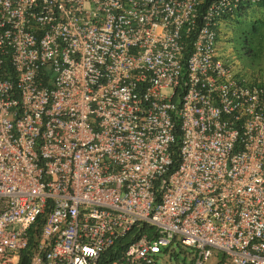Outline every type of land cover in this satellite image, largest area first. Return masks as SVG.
<instances>
[{
	"label": "built area",
	"instance_id": "1",
	"mask_svg": "<svg viewBox=\"0 0 264 264\" xmlns=\"http://www.w3.org/2000/svg\"><path fill=\"white\" fill-rule=\"evenodd\" d=\"M243 7L0 0V264H264V79L218 46Z\"/></svg>",
	"mask_w": 264,
	"mask_h": 264
},
{
	"label": "rangeland",
	"instance_id": "2",
	"mask_svg": "<svg viewBox=\"0 0 264 264\" xmlns=\"http://www.w3.org/2000/svg\"><path fill=\"white\" fill-rule=\"evenodd\" d=\"M251 26H254L253 31ZM218 46L229 49L230 60L247 76L264 79V10L253 7L236 23L223 24L219 30ZM246 46L250 49L248 54L245 53ZM156 264H189L188 251L174 248L171 255H159Z\"/></svg>",
	"mask_w": 264,
	"mask_h": 264
},
{
	"label": "trees",
	"instance_id": "3",
	"mask_svg": "<svg viewBox=\"0 0 264 264\" xmlns=\"http://www.w3.org/2000/svg\"><path fill=\"white\" fill-rule=\"evenodd\" d=\"M209 0H205V2H207ZM261 7V6H258ZM248 7H243L242 10L239 9L234 13V16L232 18L226 19L227 21L230 22H237V19H242L243 17H245L246 13H247ZM254 26H251V30L253 31ZM244 42L246 43L245 39ZM247 45V43H246ZM245 49V53L248 54L250 52V49L246 46L244 47ZM18 264H28V254H27V250H24L20 253V258L18 261Z\"/></svg>",
	"mask_w": 264,
	"mask_h": 264
}]
</instances>
